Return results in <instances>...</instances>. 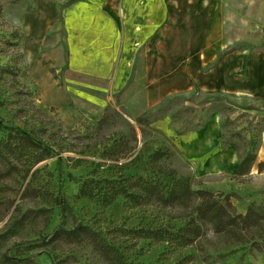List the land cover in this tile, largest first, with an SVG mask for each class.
<instances>
[{"label":"rangeland","instance_id":"rangeland-1","mask_svg":"<svg viewBox=\"0 0 264 264\" xmlns=\"http://www.w3.org/2000/svg\"><path fill=\"white\" fill-rule=\"evenodd\" d=\"M70 1L50 6L61 15ZM191 1H202L203 12L189 11V26L171 25L163 14L161 36L210 39V54L216 56L206 61L207 70L226 59L249 95L201 93L195 85L148 109L142 63H134L130 86L95 94L101 100L95 107L77 92L65 94L58 68L29 52L33 35L27 38L25 25L35 17V1L0 0V264L7 258L12 264H111L96 242L124 264H264V172L257 166L264 161V0ZM43 33L41 52L63 45L62 25L52 23ZM37 62L38 68L46 65L39 73L62 84L59 105L41 106V77L38 85L32 78ZM213 114L222 119L223 149L235 148L240 160L256 154L248 174L200 176L183 162L175 137L203 127ZM10 131L29 134L48 151L28 175L13 169L15 159L2 151ZM172 176L189 178L194 191L228 195L237 214L254 206L258 224L236 240L198 221L197 201L183 207L143 199V181L168 184ZM121 188L135 199L117 195ZM79 225L94 238L44 242L61 226Z\"/></svg>","mask_w":264,"mask_h":264},{"label":"crops","instance_id":"crops-1","mask_svg":"<svg viewBox=\"0 0 264 264\" xmlns=\"http://www.w3.org/2000/svg\"><path fill=\"white\" fill-rule=\"evenodd\" d=\"M34 1L35 17L25 25L27 38L33 35L31 43L27 39V44L32 46L29 52H38L37 56L49 60L51 68H58L66 89L63 91L62 84L59 86L54 78L47 79L49 75L39 73L46 65L38 68L43 61H39L41 65L37 62L32 78L36 82L41 77V84L36 83L42 107L59 105L62 92L79 94L97 107L101 100L94 98L95 94L120 93L130 86L136 73L134 63H142V75L148 83V109L167 95L194 90L195 85L201 93L249 95L235 81L236 66L227 67L226 59L207 70L206 61L216 56L210 54V39L161 36L163 14L171 25L189 26V11L201 9L203 12L202 1L189 5L191 0H72L61 15L50 5L68 0ZM43 6L49 9L47 13ZM33 20L38 28L31 24ZM52 23L63 26L64 43L44 53L40 48L44 45H41L43 31ZM103 82L106 89L102 88ZM162 123L170 128L169 119L163 118ZM222 136L221 116L213 114L203 127L175 137L179 154L192 173L203 176L237 172L239 152L235 148L223 149Z\"/></svg>","mask_w":264,"mask_h":264},{"label":"trees","instance_id":"trees-1","mask_svg":"<svg viewBox=\"0 0 264 264\" xmlns=\"http://www.w3.org/2000/svg\"><path fill=\"white\" fill-rule=\"evenodd\" d=\"M3 128L7 129V127ZM2 151L10 153L15 159V163L11 164L12 168L25 172L26 175L30 174L38 164L46 160L45 155L48 153L47 149L37 144L29 134L20 131L9 132L8 140ZM256 159L255 153L249 152L245 154L238 165L237 176L248 174ZM257 166L259 173L264 172V161H260ZM169 181H172V183L167 182L168 184H164L162 181L154 179L143 181L141 184V190L144 192L143 199L146 202L155 201L163 206L181 205L183 207H189L193 201H197L198 203L194 207L196 219L208 225L213 232L225 234L236 240H240L244 236V232L249 231L258 224L254 220L256 215L254 206L249 207L245 215L237 214L228 195L222 197V194H215L206 190L194 191L191 189L189 178H175L172 176ZM82 194L90 196L86 192H82ZM116 194L124 195L131 200H134L136 196L134 192L128 191L127 188H121ZM83 235L94 238L93 233L86 226L79 225L70 230L61 226L44 242L53 244L62 240L78 241ZM94 242L96 241L94 240ZM96 243L99 250L102 251L111 264H124L116 256L106 251L100 242ZM185 244H189V239H186ZM3 261L4 263L12 264L8 258Z\"/></svg>","mask_w":264,"mask_h":264}]
</instances>
